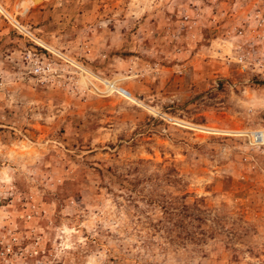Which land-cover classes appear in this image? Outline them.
<instances>
[{
    "label": "rangeland",
    "instance_id": "374dc122",
    "mask_svg": "<svg viewBox=\"0 0 264 264\" xmlns=\"http://www.w3.org/2000/svg\"><path fill=\"white\" fill-rule=\"evenodd\" d=\"M0 255L264 264V0H0Z\"/></svg>",
    "mask_w": 264,
    "mask_h": 264
},
{
    "label": "built area",
    "instance_id": "2783aa9c",
    "mask_svg": "<svg viewBox=\"0 0 264 264\" xmlns=\"http://www.w3.org/2000/svg\"><path fill=\"white\" fill-rule=\"evenodd\" d=\"M35 71H38L40 69V66L38 64H35L34 67ZM254 140H258L256 139V136L253 135L252 137ZM10 250V246H8L6 249L1 250L2 254H6V252H8ZM8 255H0V264H9L7 262H5L6 258Z\"/></svg>",
    "mask_w": 264,
    "mask_h": 264
}]
</instances>
